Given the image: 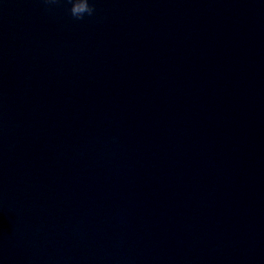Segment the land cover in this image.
<instances>
[{"label": "water", "instance_id": "95a60500", "mask_svg": "<svg viewBox=\"0 0 264 264\" xmlns=\"http://www.w3.org/2000/svg\"><path fill=\"white\" fill-rule=\"evenodd\" d=\"M0 0V264H264V0Z\"/></svg>", "mask_w": 264, "mask_h": 264}, {"label": "clouds", "instance_id": "9594fccd", "mask_svg": "<svg viewBox=\"0 0 264 264\" xmlns=\"http://www.w3.org/2000/svg\"><path fill=\"white\" fill-rule=\"evenodd\" d=\"M43 2L48 5L59 3L60 0H43ZM67 3L71 5L69 9L71 17L76 20H83L85 16L91 17L96 11L94 3H90V0H67Z\"/></svg>", "mask_w": 264, "mask_h": 264}]
</instances>
